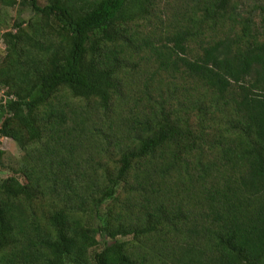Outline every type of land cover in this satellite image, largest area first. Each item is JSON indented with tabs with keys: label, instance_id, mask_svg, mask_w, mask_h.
<instances>
[{
	"label": "trees",
	"instance_id": "1",
	"mask_svg": "<svg viewBox=\"0 0 264 264\" xmlns=\"http://www.w3.org/2000/svg\"><path fill=\"white\" fill-rule=\"evenodd\" d=\"M44 1L0 0L31 16L3 34L0 136L31 169L0 179V264H264V10L186 0L156 35L141 29L154 0ZM136 57L200 90L127 116L109 166L95 113L120 103ZM88 148L99 160L78 171Z\"/></svg>",
	"mask_w": 264,
	"mask_h": 264
},
{
	"label": "rangeland",
	"instance_id": "2",
	"mask_svg": "<svg viewBox=\"0 0 264 264\" xmlns=\"http://www.w3.org/2000/svg\"><path fill=\"white\" fill-rule=\"evenodd\" d=\"M41 3L44 4L45 1L41 0ZM187 5L186 0H154V10L151 13L152 20L144 23L146 25L141 29L146 34L155 33L156 35H159L161 32L165 33L168 26L170 27V31H172L179 22L189 17L188 15L184 16L185 13H188L186 11ZM233 5L235 6V10L232 16L240 21L246 18H252L254 21H257L259 15L264 10V0H234ZM30 18V12L21 10L18 6L0 8V66L6 55V42L3 34L12 29L18 20L24 19L27 22ZM232 24L233 22L228 21L222 28L217 27V29L213 30L212 34L214 36H221L224 31L228 32L230 30ZM130 64L129 72L125 75L126 78L122 82L123 98L120 103L115 104L108 111L106 117H102L101 113H95L100 127L107 131L109 138L112 140L113 147L111 151L107 154L104 152L102 155H99L102 156L103 162L108 163L109 166H113L118 158L120 147L116 146V143L117 140L121 141L123 138L117 137V135L121 134L122 130L125 137L124 126L127 116H141L145 105L156 104L159 106L162 103L161 101H166L167 107L180 109V100L184 97L196 98L198 96L197 91L200 90V85L191 80L185 82L180 77H173L166 72H161V75H159L153 63L143 62L140 57H136L134 63ZM147 82L151 83V100L147 99L144 93ZM8 90L7 87L1 85L0 97L8 98ZM198 114L199 112L196 109L192 117V121L196 126L199 123ZM104 143L106 141L103 140ZM94 148H88L81 154L82 158L79 159L80 165L77 166L78 171L85 170L90 163L94 164V161L99 160ZM0 151V179L14 175L22 182H27L26 172H30L31 162L26 152L20 148L14 139L4 136H0ZM87 156L89 158L93 157L94 161L85 160L84 158ZM186 181L187 179H185V183H187Z\"/></svg>",
	"mask_w": 264,
	"mask_h": 264
}]
</instances>
